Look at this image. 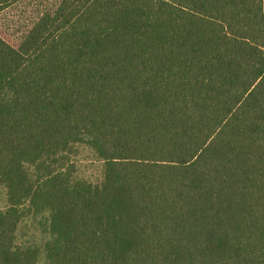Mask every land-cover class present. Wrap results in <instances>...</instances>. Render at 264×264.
<instances>
[{
  "label": "trees",
  "instance_id": "16d2710c",
  "mask_svg": "<svg viewBox=\"0 0 264 264\" xmlns=\"http://www.w3.org/2000/svg\"><path fill=\"white\" fill-rule=\"evenodd\" d=\"M0 185V264H264V0H57L0 34Z\"/></svg>",
  "mask_w": 264,
  "mask_h": 264
},
{
  "label": "rangeland",
  "instance_id": "374dc122",
  "mask_svg": "<svg viewBox=\"0 0 264 264\" xmlns=\"http://www.w3.org/2000/svg\"><path fill=\"white\" fill-rule=\"evenodd\" d=\"M57 0H20L18 4L0 14V34L9 42L17 44L30 25L40 15L56 6ZM75 176L97 182L101 177V162L85 147L73 158ZM6 188L0 185V210L7 208ZM17 242L22 246L43 247L50 239L46 218L39 214H25L17 230ZM39 264H45L42 254Z\"/></svg>",
  "mask_w": 264,
  "mask_h": 264
}]
</instances>
